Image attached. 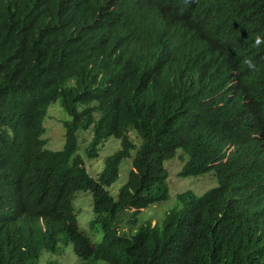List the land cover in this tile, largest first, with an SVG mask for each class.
<instances>
[{"label": "trees", "instance_id": "trees-1", "mask_svg": "<svg viewBox=\"0 0 264 264\" xmlns=\"http://www.w3.org/2000/svg\"><path fill=\"white\" fill-rule=\"evenodd\" d=\"M257 36L264 0H0V264H40L69 245L86 264H264ZM59 99L69 118L54 150L46 122ZM88 131L91 159L122 140L98 177L80 153ZM178 152L180 177L214 173L217 186L140 223L170 199L165 162ZM80 191L93 195L99 244L79 226Z\"/></svg>", "mask_w": 264, "mask_h": 264}, {"label": "rangeland", "instance_id": "rangeland-1", "mask_svg": "<svg viewBox=\"0 0 264 264\" xmlns=\"http://www.w3.org/2000/svg\"><path fill=\"white\" fill-rule=\"evenodd\" d=\"M50 116L46 122L48 132L47 138L49 139V147L54 150L63 149L65 146V121L69 118L62 100L54 102L49 109ZM133 137H137L135 132H131ZM82 148L80 153L85 156L86 165L90 173L96 177L104 170L106 159L109 155L114 154L122 148V140L119 138H111L105 143L102 148L100 157L89 158L86 153V147L92 139V132H83L81 135ZM136 151H134L135 155ZM133 164V157L124 160L118 179L110 187L113 196H117L119 188L127 181L129 170ZM185 165V157L182 153L178 152L177 156L172 160L165 162V167L169 170L170 176L168 184L170 188V199L156 205H152L138 215L140 223L151 220L154 224L161 223L166 214L169 213L176 206H179L177 196L186 192H193L196 195H203L209 190L217 186V178L214 173H209L200 177H180V173ZM74 206L78 213V222L82 231L90 236L92 243L99 244L103 239V231L99 225L92 226L91 220L94 217L93 212V195L90 191H80L74 199ZM124 221V220H123ZM122 221L121 227L126 225ZM43 259L51 262H59L60 264H86L85 260L80 259L72 250L71 245L62 247L57 254H50L44 252L41 257L40 264H45ZM82 262H80V261ZM92 264H108L105 261H90Z\"/></svg>", "mask_w": 264, "mask_h": 264}, {"label": "clouds", "instance_id": "clouds-1", "mask_svg": "<svg viewBox=\"0 0 264 264\" xmlns=\"http://www.w3.org/2000/svg\"><path fill=\"white\" fill-rule=\"evenodd\" d=\"M261 43H264V39H262L260 36H257L256 37V40H255V44L256 45H260ZM245 63L247 64L248 68L250 70H255L256 69V65H255V62L251 59H246L245 60Z\"/></svg>", "mask_w": 264, "mask_h": 264}]
</instances>
